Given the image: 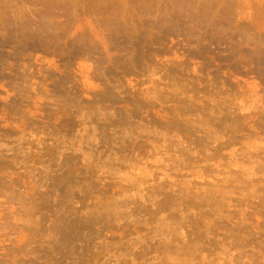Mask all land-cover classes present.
I'll return each mask as SVG.
<instances>
[{"label":"rangeland","instance_id":"374dc122","mask_svg":"<svg viewBox=\"0 0 264 264\" xmlns=\"http://www.w3.org/2000/svg\"><path fill=\"white\" fill-rule=\"evenodd\" d=\"M0 264H264V0H0Z\"/></svg>","mask_w":264,"mask_h":264}]
</instances>
